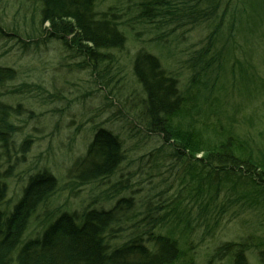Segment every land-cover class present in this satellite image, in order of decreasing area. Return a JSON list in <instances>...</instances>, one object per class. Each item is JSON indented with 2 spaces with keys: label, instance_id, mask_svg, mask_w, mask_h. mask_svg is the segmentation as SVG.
I'll list each match as a JSON object with an SVG mask.
<instances>
[{
  "label": "rangeland",
  "instance_id": "rangeland-1",
  "mask_svg": "<svg viewBox=\"0 0 264 264\" xmlns=\"http://www.w3.org/2000/svg\"><path fill=\"white\" fill-rule=\"evenodd\" d=\"M137 2L98 0L99 11L116 7L122 21L130 24L124 26V48L113 52L114 62L101 80L98 76L94 78L89 69L78 68L75 64L79 59L71 57L53 40L24 49L19 39L9 33L12 32L9 27L16 23L20 33L30 31L32 21L39 27L40 17L35 13L32 18L34 11L23 0H0V24L5 29L0 31V64L20 71L19 79L9 87L28 81L39 82L46 90V99L33 97L36 85L32 93L10 99L12 104L21 103L22 107L13 119L19 129L10 144L13 166L4 178L8 191L0 210L6 214L13 211L33 175L47 170L57 178L56 189L47 203L39 206L31 217L23 242L41 236L64 211H80L88 205L110 209L120 198L132 197V207L124 214L121 224L116 225L117 235L111 238L112 245L120 244L132 235L134 225L147 223L145 217L163 216L167 210L164 205L173 201L178 191H182V184L190 180L181 161L169 155L172 148L164 145L159 151L164 144L162 137L147 132L139 123L144 94L133 73V59L140 49L157 55L162 65L177 76L180 89L198 99V105L204 104L205 110L211 104L222 105V122L226 126L232 124L238 135L253 138L259 148H264V0L230 3L210 51L212 56H221L215 63L221 66H217L218 73L209 78L207 87L192 80L190 60L196 50L207 45L216 22L180 27L160 39L152 25L137 18ZM252 4L259 9L254 11ZM245 9L250 17L244 13ZM241 69L254 73L257 80L241 79ZM200 92L210 94L207 102ZM96 125L118 134L126 155L110 175L81 183L69 173L77 158L86 153ZM26 138L30 141L22 150ZM7 167L4 160L2 171ZM71 174L77 176L78 172ZM243 189L240 186L237 192L232 182L224 184L220 201L236 198ZM181 193L186 201L190 199L189 192ZM157 206L163 208L154 209ZM208 222L211 234L205 233L204 227L197 228L189 236L190 245L183 244L184 249L191 248L197 264H229L228 253L216 256L217 247L226 241L247 238L253 245L247 253L249 264H261L255 247L259 239L264 240V204L250 206L239 201L225 215L218 219L210 217Z\"/></svg>",
  "mask_w": 264,
  "mask_h": 264
},
{
  "label": "trees",
  "instance_id": "trees-1",
  "mask_svg": "<svg viewBox=\"0 0 264 264\" xmlns=\"http://www.w3.org/2000/svg\"><path fill=\"white\" fill-rule=\"evenodd\" d=\"M23 1L34 11L32 18L35 13L40 17L39 27L32 21L30 31L20 33L16 23L9 27L12 30L9 33L19 39L24 49L53 40L71 57L79 59L75 64L78 68L89 69L94 78L103 79L114 62L113 52L124 48V26L130 25L122 21L116 7L99 11L98 0ZM232 1L138 0L137 18L152 25L160 39L180 27L216 22L207 45L196 50L190 60L192 80L207 87L209 78L221 66V63L215 64L221 56H212L210 51ZM250 7L254 11L259 9L253 4ZM244 13L251 16L248 9ZM0 31H5L1 24ZM133 73L144 94L139 123L147 132L162 137L164 144L159 151L169 145L172 148L169 155L184 165V173L190 180L180 190L189 192L190 199L186 201L182 191H178L179 195L164 205L167 210L163 216L145 217L147 223L134 225L132 235L117 245L111 244V238L117 235L119 226L116 225L121 224L124 214L132 207V197L120 198L110 209L88 205L80 211H64L41 236L23 242L31 217L56 189L57 178L43 170L30 178L11 213L0 210V264H197L191 248H183L197 228L204 227L205 233L211 234L210 217H222L239 201L250 206L264 204V148H259L253 138L238 135L232 124L226 126L222 122V105L212 107L211 104L207 110L204 104L198 105V99L180 89L177 76L162 65L161 59L144 49L133 59ZM253 74L241 69L243 80H257ZM19 75L18 68L0 64V203L8 191L4 178L13 166L10 144L19 129L13 119L22 107L21 103L12 104L10 99L32 93L34 85L37 91L33 97L46 99V90L39 82L27 81L9 87ZM206 94L200 92L207 102L210 94ZM29 141V138L24 140L22 150ZM125 155L121 137L96 125L86 153L73 164L72 171H77V176L72 171L69 175L81 183L110 175ZM4 160L8 167L2 171ZM229 182L237 192L240 186L244 187L243 193L221 202L222 188ZM248 239L222 243L217 247L216 256L228 253L229 264H249L247 253L253 245ZM255 248L260 263L264 264V240L259 239Z\"/></svg>",
  "mask_w": 264,
  "mask_h": 264
}]
</instances>
